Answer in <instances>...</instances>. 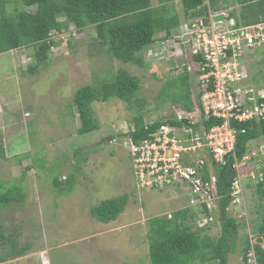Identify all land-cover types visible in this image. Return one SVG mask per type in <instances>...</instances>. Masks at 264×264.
I'll use <instances>...</instances> for the list:
<instances>
[{
    "label": "rangeland",
    "instance_id": "1",
    "mask_svg": "<svg viewBox=\"0 0 264 264\" xmlns=\"http://www.w3.org/2000/svg\"><path fill=\"white\" fill-rule=\"evenodd\" d=\"M151 3L156 6L157 0ZM223 3V9L236 7V0ZM169 6L180 26L168 38L162 32L155 36V42L140 53L142 65L113 59L95 39L93 26L79 32L70 25L53 35L56 46L33 72L34 46L0 54V183L3 190L19 185L23 195L20 202L0 207V264H149V220L183 209L193 214L194 219L186 222H192L194 230L219 237L215 213L213 221L205 223L197 208L188 207L185 183L140 189L132 158L122 143L136 115L148 124L183 111L163 90L190 60L179 39L190 20L184 17L181 0H172ZM5 9L7 14L29 10L19 0H9ZM254 51L245 57L244 65L250 83L263 87L264 46ZM118 70L137 82L132 104L116 98L94 102L91 108L99 129L79 135L80 122L72 104L75 91L108 82ZM190 87L194 102L198 85L192 76ZM249 154L251 160L242 168L245 174L260 176L264 136L249 143ZM66 178L73 180L68 194L61 192ZM244 179L249 185L241 195L243 204L227 210L239 227L227 264H243L245 237L252 234L264 210L256 180ZM55 180L60 182L58 189ZM121 196L127 197V203L116 220L105 224L90 215L101 201Z\"/></svg>",
    "mask_w": 264,
    "mask_h": 264
},
{
    "label": "trees",
    "instance_id": "2",
    "mask_svg": "<svg viewBox=\"0 0 264 264\" xmlns=\"http://www.w3.org/2000/svg\"><path fill=\"white\" fill-rule=\"evenodd\" d=\"M171 1L157 0V5L153 6L151 0H19L29 10H14L13 14H7L5 6L9 0H0V54L34 46L36 63L31 68L33 72L46 62L49 51L56 46L53 35L67 31L70 25L79 32L87 26H93L95 39L106 46L113 59L121 63L142 65L140 53L155 42V36L162 32L168 38L180 26L177 14L169 13ZM203 1L181 0L184 17L190 21L205 17L206 9L201 8ZM219 1L209 0V8L218 11ZM236 2L240 4L238 17L236 10L230 13V17L234 18L237 25L264 23V0ZM199 59L196 56V60ZM190 77L184 66L182 74L167 81L166 90H163H168L173 102L181 105L180 109L186 112L193 109ZM137 87L135 79L118 70L108 82L78 88L72 98L80 122L77 133L82 135L99 129L91 108L94 102H107L116 98L130 106ZM198 97L199 94H196V99ZM220 123V120L212 118L202 120L200 125L208 130ZM162 124L177 128L189 125L185 120L178 121L175 116L146 124L143 116L138 114L132 119L133 130L128 132V136L134 143H138L147 139ZM231 126L237 131L234 154L235 159L240 161L249 153V143L264 136V119L258 122H231ZM2 151L0 147L1 157ZM232 162L230 158L224 166L214 167L218 196L217 218L221 227L219 237L212 238L203 230H194L193 223L186 222L194 219V216L186 209L177 210L168 216L154 217L149 220L147 232L149 264H227V255L235 244L239 228L234 219L227 215L232 201L230 187L236 175ZM258 175L261 178L257 179L255 190L258 201L264 203V169ZM61 182L67 185L61 192L68 194L73 180L66 178ZM54 183L58 189L59 180ZM22 198L19 185L13 184L3 190L0 183V207L20 202ZM126 203V196L101 201L90 209V215L97 222L107 224L116 220ZM252 235L264 236V210L253 225ZM251 248L256 264H264V250L258 244H250L248 237H245L242 249L243 264H247L246 255Z\"/></svg>",
    "mask_w": 264,
    "mask_h": 264
},
{
    "label": "built area",
    "instance_id": "3",
    "mask_svg": "<svg viewBox=\"0 0 264 264\" xmlns=\"http://www.w3.org/2000/svg\"><path fill=\"white\" fill-rule=\"evenodd\" d=\"M203 3L205 17L189 21L179 36L186 56L190 57L181 68L185 66L198 85L199 97H195L193 109L176 116L178 121L185 120L189 125L177 128L162 124L138 143L128 136L133 130L131 126L122 143L132 158L140 189L150 191L185 183L190 199L188 207L197 208L208 223L213 221V213L218 214L215 166L233 160L231 166L236 175L230 187V206L240 203L241 180L245 176L256 182L261 178L252 172L245 174L242 168L249 164L251 154L247 153L240 161L235 159L237 131L231 122L264 119V86L250 83L244 65L246 56L264 46V23L239 26L230 17L232 8L213 11L209 0ZM218 15L223 20L213 21V16ZM196 56L200 59L196 60ZM212 118L221 123L208 130L200 125L202 120ZM246 257L247 264H256L252 248Z\"/></svg>",
    "mask_w": 264,
    "mask_h": 264
},
{
    "label": "crops",
    "instance_id": "4",
    "mask_svg": "<svg viewBox=\"0 0 264 264\" xmlns=\"http://www.w3.org/2000/svg\"><path fill=\"white\" fill-rule=\"evenodd\" d=\"M217 7H218V11L223 9V7H225L224 3H223V0H220L217 4ZM229 8H232V11L236 10V14H237V17H238V13H239V10H240V4H238L236 2V7H229ZM225 9V8H224ZM1 123V122H0ZM244 180L245 179H242L241 180V189H242V192L244 193V190H245V187H247V185H249L248 183H244ZM241 204H243V201H242V198H241V201H240ZM239 203V204H240ZM240 204V205H241ZM235 205V204H234ZM232 205V206H234ZM233 208V207H232ZM230 209V208H229ZM228 209V210H229ZM263 212V211H262ZM240 226V225H239ZM239 229V228H238ZM238 235V233H237ZM252 235V234H251ZM251 235H249V239L251 238ZM248 237V236H247ZM254 239L253 240H249L250 241V244H252L251 242H253V244H258L263 250H264V236H254L253 237ZM241 257V256H240ZM240 261L242 262L241 258H240ZM243 263V262H242Z\"/></svg>",
    "mask_w": 264,
    "mask_h": 264
},
{
    "label": "water",
    "instance_id": "5",
    "mask_svg": "<svg viewBox=\"0 0 264 264\" xmlns=\"http://www.w3.org/2000/svg\"><path fill=\"white\" fill-rule=\"evenodd\" d=\"M212 20H213V21H222V20H223V16H220V15H218V16H213Z\"/></svg>",
    "mask_w": 264,
    "mask_h": 264
},
{
    "label": "clouds",
    "instance_id": "6",
    "mask_svg": "<svg viewBox=\"0 0 264 264\" xmlns=\"http://www.w3.org/2000/svg\"><path fill=\"white\" fill-rule=\"evenodd\" d=\"M231 207V206H230Z\"/></svg>",
    "mask_w": 264,
    "mask_h": 264
}]
</instances>
